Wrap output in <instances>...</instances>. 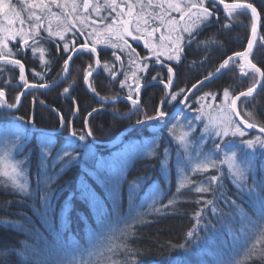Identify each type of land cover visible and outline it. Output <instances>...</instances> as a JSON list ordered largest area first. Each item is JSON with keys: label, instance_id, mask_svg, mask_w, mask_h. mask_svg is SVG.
<instances>
[{"label": "trees", "instance_id": "16d2710c", "mask_svg": "<svg viewBox=\"0 0 264 264\" xmlns=\"http://www.w3.org/2000/svg\"><path fill=\"white\" fill-rule=\"evenodd\" d=\"M226 1L233 2V0ZM11 2L17 6V10L22 11L23 16H27L28 2L19 3L16 0ZM74 2L78 6L83 4L81 0ZM241 2L252 3L259 12V32L250 59L257 67L264 70V42L260 41V37H264V0H241ZM59 3L61 5L59 8L55 4L50 6L51 14L47 12L43 14V24L45 27L51 24L53 32H56L63 31L69 24L74 23L75 29L68 31L66 36L71 42L74 38L76 45L80 42L75 38V34L82 31L84 36L88 37L93 27L97 26V29L101 27L99 24H92V21L99 20L107 11L95 13L90 9L85 13L83 8H79L78 17H74L75 14L71 13L72 7L69 8L70 5L66 0H59ZM66 13L71 15L66 17ZM217 16L218 19H213L210 26L204 28L198 37L200 41L212 38L215 43L210 44L206 49L203 46L197 49L196 44L193 43L186 49L181 62L173 65L174 78L171 92L185 90L178 96L179 100L185 97L193 84L209 73H214L224 59L242 51L247 44L252 23L250 11L244 10L242 14L229 18L225 11L219 8ZM224 25L229 27L225 28ZM43 35L46 36L47 33L44 32ZM64 43L65 41H60L59 37H54L51 42H42V47L46 50L43 59L40 58L39 48L35 55L31 49H28L26 55L10 58L20 59L24 64L28 84H44L49 87H31L23 95L15 111L0 107V129L19 131L26 137L24 148L18 155H24V166L27 169L32 192L31 196H24L12 194L10 187H0V264H68L73 258L87 260L90 253L105 249L110 242H119L112 241V237L118 236L126 223H131V216L135 215V212L131 211L132 208H136L141 213H150L143 217L144 223L135 225V236L130 240L131 246L142 253L138 257L140 264H235V261L242 259L245 249L253 242L252 240L248 243L253 232L251 222L261 220L262 207L255 194L249 196L247 193H241L234 187L232 178L225 171L227 179L222 180V186L215 193L210 192L208 196H204L206 200H215L214 214L212 206L205 207L202 201L197 203L201 194L186 189L177 194V191L172 189L174 185L172 176L169 178L171 188L166 190L165 181L161 178L159 170L161 161L165 160L164 149H169V159L172 161L182 160L183 151L180 149L178 156L179 147L172 141L167 127L145 120V115H155V109L165 97L164 87L155 85L146 87L136 107L128 100L105 104L85 87V71L89 70V63L93 65L94 58L79 51L72 55L67 76L55 84L63 71L64 60L72 54L71 51H63ZM57 44L60 46L59 51ZM98 47L101 61L108 57L109 59L103 62L108 61L110 64V57L104 54L106 49L103 45ZM240 62L239 58H235L228 68L204 81V85L199 86L198 90L193 89L187 99L192 109L210 103L208 100L196 102L197 98L206 92L214 93L219 101L225 88L233 93L246 90L253 83V77L251 73L247 77L242 76L238 67ZM77 67H81L78 75L75 74ZM124 80L125 78L122 77L113 79L108 71L101 67L90 78L89 83L95 87V94L98 93L103 99L121 98L116 88L118 83ZM0 87H3L8 103H14L15 97L24 87V83L19 80L18 67L4 64L2 60H0ZM65 88H69V93H64ZM178 104L165 103L163 110L170 113ZM241 107H246L252 112L258 123H264V87H261L249 102ZM93 109L97 111L93 112ZM207 110L204 109L206 114L209 112ZM196 115L198 113L195 110L191 111L189 120ZM20 117L23 120L18 119ZM61 117L64 119L63 127ZM29 120L33 122V127L28 125L25 131L24 126ZM137 120H145V123L137 124ZM167 120L173 121V118ZM151 125H157L160 133L150 132ZM198 125L203 129L202 122ZM196 129L192 133V138L201 131L200 128ZM73 130L77 133L76 136L71 135ZM89 130L92 132L91 136L87 135ZM80 135H84L85 139H79ZM256 136L261 135L247 132L241 139ZM225 139H234L233 151H237L238 154L241 150L248 153L239 143L240 141H237L241 140L238 137ZM39 141H50L53 150L64 147L66 151L70 149L74 152L90 151L94 154L95 160L98 156L105 157L129 150L145 141H149L150 146L155 141L159 147H155L154 144L155 155L140 154L139 157H135L128 165L124 179L118 181L112 188L105 183H96L81 168L80 162H74L63 170L62 166L67 157L55 161L53 167L50 156L47 174L54 176V180L50 187L45 188L43 182L39 185L36 183L37 173L42 171ZM212 147V139H208L204 148ZM249 156L253 158L252 172L255 176H260V179L256 180H264V149L257 146L254 155ZM181 164L184 165V162ZM57 168H59L58 173ZM213 173L216 174L214 169L209 173L192 175L191 179L198 184L201 177ZM81 179H86L87 183L85 184ZM154 184L159 188L157 187V193L152 194ZM247 184L252 185V173L249 174ZM45 192L51 195L47 211L40 198ZM256 192L264 196V192H261L259 187L256 188ZM157 195L162 204H167L170 199H176L178 202L156 213L148 205ZM231 201H235V204L233 205ZM156 207L160 208V204ZM198 212L199 218L196 215ZM242 215H244L243 221ZM198 219L199 223H197ZM204 227L209 228V232ZM210 227L215 228L214 232H211ZM229 229L233 235L229 234ZM193 230L195 236L188 238L186 234ZM181 244L185 245L183 249L172 247ZM106 254L111 255V253ZM114 259H123V254L116 255ZM248 264H260V262L254 260L249 261Z\"/></svg>", "mask_w": 264, "mask_h": 264}, {"label": "snow or ice", "instance_id": "6c2138e0", "mask_svg": "<svg viewBox=\"0 0 264 264\" xmlns=\"http://www.w3.org/2000/svg\"><path fill=\"white\" fill-rule=\"evenodd\" d=\"M20 2L25 3V0H20ZM137 2L140 3V10L134 15L136 4L128 3L127 0H123V6L118 0H104L103 6L100 5L99 0H95V2H93V0H83L82 7L85 13L89 12L91 9L95 13H101L103 10H107L109 14L107 17L100 16L99 20H93L92 24H99L101 27L99 29L93 28V31L88 33V37L91 39L86 38L84 42L78 45L79 53L88 54L91 58H94L97 66H101L102 62L100 54L97 51V45L106 43L107 47L112 50L111 56L113 60L111 61V66L108 61H105L102 66L109 72V75L112 76L113 79H118L117 65H119V69L121 70H123L126 65L129 68L134 65L136 71L132 72V76L135 78L134 87L137 97H139L141 88L147 87L149 83L146 80L144 83H141L144 77L138 76L137 72L147 74L150 69L149 61L153 60V57H155V62H160V56L164 53L159 51L158 48L150 46L149 39H144V47L148 49L149 54L147 56H141L136 48L129 42L128 38H131L132 41H139L142 38V32L148 37H153L160 31L161 26L165 23V19H167V23L170 26V33H174L175 35L174 37L171 34L167 37L161 35L159 39L168 40L167 59L170 61L175 60L177 63H180L186 49L190 48L193 43L196 44L197 49L202 46L206 49L210 44L215 43L212 38L200 41L198 37L204 28L210 26L213 19H218L217 12L219 11L220 5H223V9L229 18L242 14L244 10H250L251 12V36L248 39L245 51L235 52L233 56L224 59L216 68L215 72L220 73L222 70L228 68L230 63L235 61V58H239L241 62L238 67L242 76L247 77L251 73L253 83L247 87L246 90L239 91L238 93H233L230 89L225 88L223 91V99L219 105L201 104L200 108L192 109V107L186 103L188 97H185L184 101H178V103L184 102L185 107H188L189 111L195 110L198 113V115L191 120L186 116H183V119L175 120V123L167 120L166 118L170 116V113L163 110V105L170 101L166 100H161V106L155 109V115H145V120L157 122L168 128L169 135L172 137L173 141L180 146L177 149L178 156L180 155V149H183L182 160L184 166L181 167V160L177 161V170L179 173L177 194L185 188H188L196 194L215 193L218 188L222 186L221 182L225 178L223 167L225 165L227 166V175L232 178L233 183L241 193H247L249 196L255 194L262 207L261 220L259 222H251L253 225V242L245 249L243 258L235 261V264H248L249 261L254 260H258L260 264H264V196L256 192L257 187L260 188L261 192H264V180H256L255 173L252 172L249 154L243 150H241L239 154L237 151H233L234 139H225L226 137L243 138L246 135L245 128H258L260 133H264V123H258L252 112L248 111L246 107H241L242 105H246L250 98L253 97V93L256 91L257 86L264 87V84H261V81H264V70L257 67L250 59L257 37V19L259 17L257 8L252 3L241 2V0H233L232 3H227L226 0H162L161 3H154L153 0H148V7L162 9V12L146 13L143 0H137ZM51 4H55L58 8L61 7L59 0H51ZM27 7L28 14L25 17L22 15V11L17 10V6L12 4L11 0H0V15L4 16L8 24L6 29L0 26V60H2L4 64L18 67L19 78L20 81L24 83L25 88L47 87V85L44 84L29 85L25 77L24 64L20 59H9V57L26 55L28 49H31L33 55H35L39 48L40 58L43 59V53L46 50L42 47V42H51L54 37H59L60 41H65L63 44L64 52H77L75 41H73L70 47L65 39L66 33L75 29V24H69L63 31L53 32L51 24L47 27L43 24V14L46 12L51 14L50 4L46 2V0H30ZM36 9L39 10V14ZM76 9L77 6L73 4L71 13H75ZM71 13H66V17L71 15ZM172 13H177L178 18L173 17ZM113 14L119 17V19H113ZM125 16L128 18L125 19ZM109 20L111 21L110 23H105V21ZM17 25L19 26L17 27ZM114 25H119V27H114ZM224 27L227 28L229 25H224ZM44 32L47 33L46 36L43 35ZM80 34L84 35L82 31ZM101 36L103 39H101ZM29 41H31V43ZM260 41L264 42V37H260ZM10 43H12L13 47H9ZM57 50H60L59 44H57ZM70 60H72V56H68V58L64 60L63 70L65 72L69 69ZM91 67L92 66L89 65V69H91ZM92 74V71L86 70L84 80L85 83L88 84L90 90L96 93L95 87H92L91 83H89V77L92 76ZM122 74L125 75V80L121 81V88L125 87L127 82V73L124 72ZM168 74L169 78L165 85L166 88L171 87L173 84L172 76L174 73L172 67H168ZM36 75L41 74L36 73ZM213 75L214 73H209L208 76L204 77V80H200L196 84H193L192 88L198 90V87L203 86L204 81L211 79ZM156 79V76L151 77L152 81ZM161 83H163V81H161ZM70 87L71 85L69 88ZM69 88L64 89L65 94L69 93ZM184 91V89H181L180 92L168 93L167 95L171 97L172 101H177L178 96ZM194 94L193 92V95ZM21 95H23V93L15 97L14 103H8L6 93L3 87H0V107L8 109L16 108L21 102ZM209 98L215 101L217 96L214 93L206 92L198 97L196 102L200 103V101H205ZM104 99H114V97H106ZM127 99L131 100L134 107L139 105V99H133L131 94L128 95ZM205 108H208L210 111L215 110L217 116L211 117L209 114H206L204 111ZM95 111H97V109H93V112ZM180 111L183 115V110ZM89 115H91V113H89ZM206 116L208 118L205 123ZM18 119L23 120L22 117ZM60 119L61 126L63 127L64 119L63 117ZM145 120H137L136 123L144 124ZM195 121H201L204 127L201 135L193 140L191 137L192 133L195 131L193 127ZM32 123L31 120L27 121L24 130L27 131V126ZM169 124H171V127H168ZM71 135L76 136L77 133L73 130ZM87 135H92L91 130L87 132ZM214 138L219 139L217 141V139ZM25 139V136L17 134L14 138L5 140L0 144V147L4 149L3 155L0 156V165H2V167H0V178H2L0 179V187H10L12 189V194L31 196L32 192L30 190L29 181L25 179L24 182L21 183L20 180L21 177L26 176V170L24 168L25 161L15 159V153L24 147ZM79 139L83 140L85 136L80 135ZM208 139H212L213 147L205 152L204 145ZM153 143L155 147H159L155 141ZM194 143L196 144L195 155H193L191 151V146ZM240 144L244 146V149H251L255 152L257 146L264 149V136H256L252 139H241ZM151 154L155 155V148L151 150ZM50 156L51 147H48L42 152L40 161L42 171H38L37 173V185L43 182L45 188L50 187L51 182L54 180V176H49L47 174L48 158ZM70 156L71 154L67 151H63L62 155L58 152L56 156L52 157V160L59 161ZM164 156L165 160L161 162L162 167L165 165L169 156L168 148L164 149ZM53 167H55V164H53ZM213 169L216 171V174L208 175L206 180L200 181L199 184L191 179L192 175L209 173L210 170ZM250 173H252L251 186L247 184ZM40 198L45 211H47L50 206L51 195L45 192L41 194ZM201 201L205 207L212 206L213 213L215 214V200H206L201 196V198L197 200V203H201ZM177 202L176 199H170L167 204H162L157 195L151 199L148 206L153 212L159 213L175 205ZM231 203L234 205L235 201H231ZM157 204H160V208L156 207ZM131 211L135 212V215L131 216V223H126L124 229L119 232V235L112 237V241H119L118 243L110 242L105 249H98L90 253L87 260H77L73 258L68 264H140L138 257L142 253L139 249L131 246L130 240L135 236V225L144 223L143 217L150 213H141L136 208H132ZM201 211H203V209H201ZM196 215L199 218L200 213L198 212ZM241 219L243 221L244 215L241 216ZM197 223H199V219ZM241 231H244L243 225ZM229 234L233 235L231 229H229ZM186 236L188 238H193L195 236V230L189 231ZM172 247L183 249L185 245H173ZM106 253H111V255ZM119 254H123V259H114V257Z\"/></svg>", "mask_w": 264, "mask_h": 264}, {"label": "rangeland", "instance_id": "374dc122", "mask_svg": "<svg viewBox=\"0 0 264 264\" xmlns=\"http://www.w3.org/2000/svg\"><path fill=\"white\" fill-rule=\"evenodd\" d=\"M16 1H18L19 3H21L20 0H16ZM25 1L28 2V3L30 2V0H25ZM66 1L70 5L69 8L73 7V4L76 3V2H74V0H66ZM122 1L123 0H119V2H122ZM46 2H48L50 4V6L52 5L51 4V0H46ZM81 3H83V0H81ZM75 5L77 6V9H76V12L74 13L75 14L74 17H78L79 8H82V5L81 6H78V4H75ZM135 10L137 12H139V8L136 7L134 9V15H135ZM36 11L39 14V10L36 9ZM5 21H7V20L4 18V16L3 15H0V26L4 27L6 29L8 27V24L5 23ZM54 21H58V20H54ZM17 27H18V25H17ZM93 28H97V26L96 27H93ZM65 38H66V36H65ZM10 44H9V47H10ZM69 65H70V63H69ZM89 65H91V63H89L88 66ZM91 66L92 67H91V69H89V71H92V72L95 71V66H96L95 60L93 61V65H91ZM68 71H69V69H68ZM68 71L66 73H68ZM80 71H81V67H77L75 74L78 75V73ZM64 74H65V71L63 70L60 73V76H59L60 78L63 77L61 80H63L67 76V75H65V77H64L63 76ZM93 76L94 75L90 76L89 77V80ZM19 80H20V78H19ZM84 84H86L85 83V80H84ZM86 85H88V84H86ZM30 89H31V87L28 88L27 90H25V92L23 93V95L26 93V91H28ZM222 99H223V95H222ZM211 103L212 102L210 101L209 104H211ZM206 109H208V108H206ZM207 111H209L207 114H209L211 117H216L217 116V113H216L215 110H211L210 111L208 109ZM188 113H190V112H188ZM184 116H186L188 119H190V117H189L190 115H187V113ZM207 118L208 117L206 116L205 121H204L205 123L207 122ZM177 119H183V116H178L177 118H175L172 121V123H175V120H177ZM199 123H201V121H195L194 124H193V127L195 129L196 128H200V130H201L196 137L200 136L201 135L200 133H202V131H203V129L198 125ZM169 127H171V124H170ZM202 127H204V124L203 123H202ZM17 134L22 135L19 131H12V130L6 129V128L0 129V144H2L3 141H5V140H10V139L14 138V136L17 135ZM195 138H192V139L195 140ZM238 138L241 139L240 137H238ZM252 138H254V137H251L250 139H252ZM214 139H219V138H214ZM172 141H173V139H172ZM237 141H240V140H237ZM25 143H26V139H25L24 145H25ZM149 143H150L149 141H145L143 143H139V144L133 146L132 148H129V150L119 152L118 154H113V155L105 156V157H99L98 156L96 160H95L94 154L91 153L90 151H87V152L86 151L74 152L73 149H70L67 152H69L71 154V156L66 158V161H64V163H63L62 169L65 170L66 168H68L74 162H80L81 168L84 171H86V173H88L96 181V183H105L108 186L111 185V188H112V186H114L115 184H117L118 181L120 182V181H122L124 179V176H125V173H126V169H127L128 165L130 163H132V161H133V159L135 157H139L140 154L142 156H149V155H151V150L153 149L154 143H152L151 146H150ZM39 144L41 145V151H40L41 157H42V152L46 148L51 147V160L50 161L52 162V164H54V162H55V161L52 160V157L56 156V154L58 152L61 153V155H62L63 154V151H66V148H64V147L58 148L57 150H53V145H52V143L50 141H46V142L39 141ZM176 145H177V147H180L177 143H176ZM22 149H20L17 153H15V159L16 160H23L24 155H18V153L21 152ZM191 150H193V151L196 150V144L195 143L191 146ZM204 150L208 151L209 149H205L204 148ZM182 151H183V149H182ZM247 151H248L249 155H254V153H255L251 149H247ZM3 152H4L3 147H0V156L3 155ZM193 155H195L194 152H193ZM181 159H182V157H181ZM252 160H253V158L251 159V156H250L251 166H252V169H253ZM162 161H164V160H162ZM182 162H183V160H181V163ZM183 166L184 165H182V167ZM0 167H2V165H0ZM225 167H226V171H227V166L225 165ZM24 168L26 170V176L20 178L21 183H23L25 179H27L30 182V180L28 179V173H27L26 166H24ZM159 170H160L161 178L165 181L164 182L165 189L168 190V189L171 188L170 185H169L171 183V179H169V178H171V176H172L173 179H174V185H173L172 189H175L177 191V182H178V176H179V173H178V170H177V161L176 160H174V161L170 160L169 159V156H168V158L166 160V163H165V165L163 167H162V163H160ZM56 171L58 173L59 168H57ZM81 180H83V179H81ZM192 180L194 181V179H192ZM83 181H85V184L87 183L86 179L83 180ZM200 181H201V179H199V182ZM195 182H197V181H195ZM193 186H195V185H193ZM153 187L154 188L152 189V192L151 193L152 194L153 193H157L156 190H157V187L158 186L156 184H154ZM234 187H236L235 184H234ZM185 189L186 190H189L188 188H185ZM182 190H184V189H182ZM202 196H203V198H205L206 196H208V193H204ZM61 208H63V207H61ZM61 217H62V215H61ZM204 228L206 229L207 232H209L208 231L209 228L208 229L206 227H204ZM210 228L212 229L211 232H214L215 228L214 227H210ZM212 235H213V233H212ZM253 239H254V237L251 235V238L248 240V243H251L250 241H252Z\"/></svg>", "mask_w": 264, "mask_h": 264}, {"label": "flooded vegetation", "instance_id": "af4514ba", "mask_svg": "<svg viewBox=\"0 0 264 264\" xmlns=\"http://www.w3.org/2000/svg\"><path fill=\"white\" fill-rule=\"evenodd\" d=\"M93 2H95V0H93ZM118 2H119V0H118ZM127 2L128 3H135L136 4V7H138L139 10H140V3H138L137 0H127ZM153 2L154 3H161L162 0H153ZM99 3H100L101 6H103L104 0H99ZM120 3L123 6V1L120 2ZM143 3L145 5V12L146 13H148V12L161 13L162 12V9H159V8L153 9V8L148 7L147 6L148 0H143ZM105 13L106 14L103 15V16L104 17H107L108 14H109L108 11H106ZM136 13H137V11L135 10V14ZM172 16L178 18V14L177 13H172ZM124 18L127 19L128 17L125 16ZM113 19H119V17H116V15L113 14ZM106 22L110 23L111 21L109 20V21H106ZM114 27H119V25H114ZM169 34L173 35V37L175 35L174 33H170V26L167 23V19H165V23L161 26L160 31L157 32L155 34V36L148 37L144 32H142L141 33V36H142L141 40H139V41H132L131 38H128V39H129V42L133 45V47L136 48L137 52L140 53L141 56H147L149 54L148 49H146L144 47V39H149L150 46L156 47V48H158L159 51H161V52L164 53L163 55L160 56V62H155V57H153V60L149 61L150 69H149V72L147 74H145L143 72H137V75L144 77V80H142L141 83H144L145 80H146V81L149 82L148 83V86L149 85H155V86L164 87V89H165V97L162 100L166 99V101H170L169 102L170 104H178L177 102L178 101H183L185 97L182 98L181 100L177 99V101H172L171 100V97L169 95H167L168 93H172L171 92V89H170L172 86L171 87H167V88L165 87V85L168 82V78H169L168 67H172L173 68V65L177 64V62L175 60H171L170 61V60L167 59V55H168V40L167 39H164V40H160L159 39V37L161 35L167 37ZM67 37L68 36H66L65 39L69 43V45L71 47L73 41L76 42V40L74 38H72V42H71V40H69ZM75 38H77L78 42L82 43V42H84V40L86 38H89V37H86L84 35H81L80 32H79V33L75 34ZM89 39H91V38H89ZM100 45H103L104 49H106V51H105L104 54H106L107 56H109L110 57V61H112L113 60V58L111 56V51L112 50L107 47L106 43H100V44L97 45V51H99V47L98 46H100ZM10 46H13L12 43L10 44ZM77 48H78V45H77ZM78 51L79 50H77V52ZM10 58L11 57H9V59ZM106 59L108 60L109 58L108 57H105L101 61L102 63H101V66H99V69L98 70H100L101 67H103L102 66L103 63H104L103 61L106 60ZM110 66H111V63H110ZM133 71H136V67L134 65L131 68H129L126 65L123 70L119 69V65H117V76H118V78H121V77L122 78H125V75L122 74V73L126 72L127 73V82H126V86L123 87V88H121V82H119L118 83V87L116 89L119 91V93L121 94L120 96L122 98L123 97L127 98L128 95L131 94L133 99H137L138 98L139 99V102H140V100L142 99V94H143L144 89L146 87L141 88L139 97H137V94H136V91H135V87H134L135 78L132 76V72ZM108 74H109V72H108ZM152 76H156L157 79L155 81H152L151 80V77ZM173 78H174V76H172V79ZM161 81H163V83H161ZM221 100H222V97L219 99V101H218V97H217V99L215 101H212L211 99H208V101H211L212 103L215 102V103H213L215 105L216 104L219 105V103L221 102ZM128 101L132 104L131 100H128ZM180 103H182V102H179V104ZM186 103L188 105H190L188 102H186ZM159 106H160V103H159ZM188 112H190V113H188ZM186 113H187V115H190L191 114V111H189L188 107H185L184 106V108H183V115L182 114H179L175 118H177L178 116H184V115H186ZM175 118H173V120ZM149 131L152 132V133H157V134L160 133V130L158 129V126L157 125H151L150 128H149ZM223 167H224V171H226V167L225 166H223ZM206 177H201L200 178L201 181L206 180ZM255 178L256 179H260V176H255ZM224 179H227L226 178V175H225V178ZM198 183H199V180H198ZM225 185H227V181H225ZM209 194H210V192L208 193V195ZM201 195H203V194H201Z\"/></svg>", "mask_w": 264, "mask_h": 264}, {"label": "water", "instance_id": "95a60500", "mask_svg": "<svg viewBox=\"0 0 264 264\" xmlns=\"http://www.w3.org/2000/svg\"><path fill=\"white\" fill-rule=\"evenodd\" d=\"M226 2H227V3H232V2H228V1H226ZM219 8L222 9V10H224V9H223V5H220ZM248 11H250V10H248ZM257 11H258V10H257ZM250 13H251V12H250ZM258 13H259V12H258ZM259 26H260V15H259V17H258V19H257V36H258V32H259ZM250 36H251V32H250L249 38H250ZM256 39H257V37H256ZM247 42H248V41H247ZM246 47H247V44H246L245 48H244L242 51H239V52H243V51H245ZM77 50H78V48H77ZM74 53H75V52H72V54H71L70 56H72ZM230 56H233V54L230 55ZM69 63H70V61H69ZM98 69H99V66L96 65V66H95V71L92 72V73H93L92 75L96 74V73L98 72ZM66 74H67V73L65 72V74H64L63 76L65 77ZM217 74H218V73L214 72L213 77H214L215 75H217ZM213 77H212V78H213ZM62 78H63V77H62ZM62 78H59V80H57L55 84H57ZM202 80H204V78H203ZM206 81H207V80H206ZM261 84H263V81H261ZM29 85H32V84H29ZM47 87H49V85H47ZM85 87H86V89H87L90 93L94 94V96H95L99 101H101V102H103V103H105V104H113V103H115V102H117V101H120V100H127V98H125V97H123V98L121 97V98L108 99V100H107V99H103L102 97L98 96L97 94L91 92L86 84H85ZM261 87H262V86H257L256 91H255L253 94H255L257 91H259ZM28 88H30V87H28ZM28 88H25V86H24L23 89H22V91H21V93H24L25 90H27ZM42 88H44V87H42ZM192 90H193V88L191 87V89L188 91V93L185 95V97H188ZM22 98H23V95H21V101H22ZM164 100H166V99H164ZM184 100H185V98H184ZM184 100H183V101H184ZM186 102H187V101H186ZM20 103H21V102H20ZM20 103L17 105V107L20 105ZM160 106H161V105H160ZM160 106H159V107H160ZM184 106H185V103H184V102L180 103V104H179V105H178V106H177L172 112H170V116L167 117L166 119H172V118H174L175 116H177V115L181 112L180 110H183ZM17 107H16V108H17ZM4 108H5V107H4ZM16 108H13V109L5 108V109H7L8 111H15ZM30 126H31V128L33 127L32 124H31ZM244 130L247 131V132H250V133H256V134H259V135H261V136H264V133H260L258 128H256V129H247V128H245ZM119 137H120V136H119Z\"/></svg>", "mask_w": 264, "mask_h": 264}, {"label": "bare ground", "instance_id": "6f19581e", "mask_svg": "<svg viewBox=\"0 0 264 264\" xmlns=\"http://www.w3.org/2000/svg\"><path fill=\"white\" fill-rule=\"evenodd\" d=\"M75 53H76V52H75ZM75 53H74V54H75Z\"/></svg>", "mask_w": 264, "mask_h": 264}]
</instances>
